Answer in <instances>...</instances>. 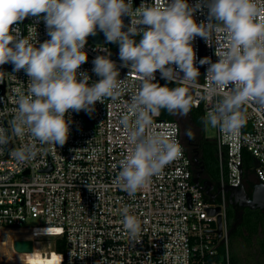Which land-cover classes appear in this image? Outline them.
<instances>
[{
    "label": "built area",
    "instance_id": "built-area-1",
    "mask_svg": "<svg viewBox=\"0 0 264 264\" xmlns=\"http://www.w3.org/2000/svg\"><path fill=\"white\" fill-rule=\"evenodd\" d=\"M187 2L192 6L197 0ZM257 2L264 8V0ZM142 3L152 5L155 0H132L133 9ZM43 16L42 13L38 18L27 17L12 27H19L21 37L28 36L39 47L50 39ZM193 18L197 24L206 22L207 9L197 11ZM122 19V30L127 31L131 17ZM217 40L226 47L223 34H217L211 46L200 37L192 42L200 87L190 89L196 102L194 108L202 107L206 117L222 93L203 98L209 86L205 80L208 65H199V59L204 53L213 63L218 61L216 49H224L217 47ZM83 50L88 60L80 66L77 79H82L79 73L85 72L90 77L89 85L98 82L100 77L92 71L93 60L107 56L116 63L119 79L123 80L121 95L115 101L97 102L91 116L85 111L66 114V120L72 123L62 148L43 147L30 134L15 137L9 132V144L0 146V264H231L229 197L225 189L244 186L250 178L264 184V110L255 104L245 106L247 122L238 135L217 127L222 192L214 202L194 182L193 163L185 150L180 124L163 120L160 111L153 118L152 131L178 142L181 155L153 176L146 189L129 195L115 181L121 171L119 161L133 147L121 121L126 114L131 115L128 105L138 92L140 81L135 73H130V68L121 67L118 44L106 39L104 44H95L88 37ZM0 71L6 73L0 83V128L9 130L15 117L16 90L27 95L29 78L24 70L13 72L11 64L0 66ZM155 75L154 83L164 80L159 71ZM33 143L37 147L33 159L18 163L11 155L12 150ZM124 208L141 222L139 242H133L124 229ZM212 209L220 211L212 215ZM30 220L41 225L30 229ZM19 233L24 239L15 240L14 251L17 252V241H29L33 243V252L17 259L2 249L8 247L11 235ZM44 237L65 239L67 249L58 252L51 242L47 250L40 251L35 242ZM29 256H40L43 262L33 263Z\"/></svg>",
    "mask_w": 264,
    "mask_h": 264
},
{
    "label": "clouds",
    "instance_id": "clouds-1",
    "mask_svg": "<svg viewBox=\"0 0 264 264\" xmlns=\"http://www.w3.org/2000/svg\"><path fill=\"white\" fill-rule=\"evenodd\" d=\"M207 9V21L197 24L193 15ZM257 0H155L133 9L132 0H0V66L11 64L13 72L24 70L29 78L28 94L16 90L15 117L10 129L0 128V146L15 137L30 134L43 147L62 148L70 135L66 114L85 111L90 116L97 102L115 101L121 95L123 80L114 61L107 56L93 60L92 71L100 77L89 85L90 77L80 72L87 62L83 50L88 37L102 32L107 42L119 45L121 67L130 68L140 81L131 98L128 112L121 121L133 147L119 161L121 171L115 181L129 195L146 189L152 177L181 155V145L152 131L153 118L163 109L186 116L195 106L189 89L198 88L200 70L196 66L193 41L200 37L211 46L217 34H223L226 47L219 40L218 61L199 59L208 65L204 99L222 93L206 123L223 132L238 135L247 122L245 106L258 105L264 110V18ZM49 40L39 47L29 37H21L19 27L27 17L41 14ZM130 16L125 28L122 17ZM143 26V27H141ZM141 36L137 43L133 38ZM161 79L181 85L169 88L154 83ZM129 73V74H130ZM181 73L183 74L181 76ZM6 73L0 71V83ZM194 139L191 130L186 132ZM37 154L36 144L14 149L11 155L25 163ZM123 226L133 242H139L141 222L123 209Z\"/></svg>",
    "mask_w": 264,
    "mask_h": 264
},
{
    "label": "trees",
    "instance_id": "trees-1",
    "mask_svg": "<svg viewBox=\"0 0 264 264\" xmlns=\"http://www.w3.org/2000/svg\"><path fill=\"white\" fill-rule=\"evenodd\" d=\"M138 43L141 36L133 37ZM160 86L167 85L169 88L181 86L174 82L161 80ZM191 95L193 91L189 89ZM161 118L166 121H176L182 130V141L185 150L193 163V174L196 177L201 173V183L210 182L215 187L220 186V166L216 140H211L205 134V112L202 107L194 108L186 116L170 114L161 110ZM191 130L194 139H189L186 132ZM199 164L196 166V164ZM258 182L247 179L244 187L252 195L253 187ZM227 221L229 227L230 247L232 253L231 264H264V211L249 208L242 210L239 207L228 204ZM58 252L67 249L65 239L56 238L52 241ZM38 258V261H42ZM37 262V261H35Z\"/></svg>",
    "mask_w": 264,
    "mask_h": 264
},
{
    "label": "water",
    "instance_id": "water-1",
    "mask_svg": "<svg viewBox=\"0 0 264 264\" xmlns=\"http://www.w3.org/2000/svg\"><path fill=\"white\" fill-rule=\"evenodd\" d=\"M91 40L95 44H104L105 43V36L102 32H97L95 36H89ZM205 57V54L203 53V58ZM199 164L197 163L196 166ZM203 171V169H202ZM201 172L197 174V176L194 179L195 184L206 193L210 201L214 202L222 190L220 188L217 189L216 194H214L215 186L211 184L208 181H205L204 183H201ZM242 172V168H241ZM225 192L228 194L229 197V203L234 206H239L240 208H249L251 210H257L260 209L264 211V184H257L253 187V193L250 195L244 186H241L239 188L236 187H230L228 186L225 189ZM219 209H212L211 213L212 215H215L218 213ZM219 236H222V220L219 218ZM15 249L20 254H26V253H32L33 252V243L29 241H17L15 243Z\"/></svg>",
    "mask_w": 264,
    "mask_h": 264
},
{
    "label": "rangeland",
    "instance_id": "rangeland-1",
    "mask_svg": "<svg viewBox=\"0 0 264 264\" xmlns=\"http://www.w3.org/2000/svg\"><path fill=\"white\" fill-rule=\"evenodd\" d=\"M205 134H206V137L208 139L216 140V138H217V127L214 128V127L210 126L209 124H207L206 123V118H205ZM28 225H29V228L31 229L32 227L40 226L41 224L37 220H30L28 222ZM16 239L23 240L24 239V235H22L21 233L16 234V235H11L8 238V247L7 248H3L2 251L6 252L8 250L10 256H15L17 259H19L21 257V254L15 252L14 251V247H13V244H14ZM55 239L56 238H54V237L40 238L39 240H37L35 242V247L37 249H40V251L47 250L48 244L51 243ZM38 258H40V256H38V257L29 256V259L31 260V262L38 261Z\"/></svg>",
    "mask_w": 264,
    "mask_h": 264
},
{
    "label": "flooded vegetation",
    "instance_id": "flooded-vegetation-1",
    "mask_svg": "<svg viewBox=\"0 0 264 264\" xmlns=\"http://www.w3.org/2000/svg\"><path fill=\"white\" fill-rule=\"evenodd\" d=\"M217 189H218V188L215 187V191H214L215 193L217 192ZM236 207H239V206H236ZM239 208H240V207H239ZM240 209L245 210V209H247V208H240Z\"/></svg>",
    "mask_w": 264,
    "mask_h": 264
},
{
    "label": "bare ground",
    "instance_id": "bare-ground-1",
    "mask_svg": "<svg viewBox=\"0 0 264 264\" xmlns=\"http://www.w3.org/2000/svg\"><path fill=\"white\" fill-rule=\"evenodd\" d=\"M38 263H41V262H43V260L42 261H37ZM33 263H36V262H33Z\"/></svg>",
    "mask_w": 264,
    "mask_h": 264
}]
</instances>
